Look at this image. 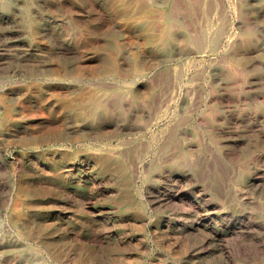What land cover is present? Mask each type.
<instances>
[{"label": "rangeland", "instance_id": "rangeland-1", "mask_svg": "<svg viewBox=\"0 0 264 264\" xmlns=\"http://www.w3.org/2000/svg\"><path fill=\"white\" fill-rule=\"evenodd\" d=\"M45 99L54 110L72 104L65 122L106 116L111 129H124L72 143L26 136L38 143L34 149L12 129L0 131V223L21 208L51 229L43 240L37 222L30 239L24 230L2 229L13 243L0 249V264H264V0H0V104L35 122L46 118ZM139 107L143 123L125 122ZM169 125L174 146L164 148ZM187 149L209 163L212 227L236 224L237 235L207 244L198 231L174 235L183 211L153 202L167 187L170 154ZM65 151L91 162L107 154L98 166L103 187L124 191L133 202L126 214L140 219L114 222L120 209L98 186L87 192L95 198L89 205L78 206L60 182L41 199L33 191L12 199L14 158L34 178L50 172L54 152ZM95 203L104 209L96 230L103 245L85 239L95 227L84 232L78 224L79 208Z\"/></svg>", "mask_w": 264, "mask_h": 264}, {"label": "bare ground", "instance_id": "bare-ground-1", "mask_svg": "<svg viewBox=\"0 0 264 264\" xmlns=\"http://www.w3.org/2000/svg\"><path fill=\"white\" fill-rule=\"evenodd\" d=\"M88 75L93 79L101 78L102 80H119L120 78L117 74H113L112 76H98L94 72H89ZM134 84L137 86L139 82L137 80H134ZM136 86V91L140 92V90H138L140 89V87ZM50 90L53 89L51 87H47L45 92L49 93ZM31 94L32 93H29V91H26L25 96L28 97ZM41 95H44V93H42ZM45 100L46 101L44 109L46 112V118L39 121L36 120L35 122L30 120L22 121L18 119L14 116L13 111L8 109L6 104L2 102L0 104V131L2 129H12V137H20L21 145L28 149H34L37 147L38 143L34 141L30 142L28 140L30 139V136L32 138L52 137L54 140H63L65 142L72 143L77 141L79 138H98L111 136V134L114 133V130L116 132H121V130L124 129L120 126H115L114 130L111 129L108 117L106 116L103 118V121H94L92 124H88L80 118H76L71 122H65L64 111L66 109H70L72 107V104L64 102L61 107H59L57 110H54L50 106L48 99ZM127 116L128 117L125 119V122L130 121L135 124L139 123L140 125V122L143 123L144 121L143 117L145 116V110L142 107L129 109L127 112ZM166 129L170 133L168 134L167 138L163 139V145L164 148H169L171 146H174L172 136V134H174V129H172L171 125L166 126ZM26 136H29L28 139L26 138ZM54 153L57 154H54V156L52 155L53 164L51 165L50 172L37 174V176H35L34 178L27 177L28 175H26L24 163L20 159L12 158V176L15 179L12 184V190L15 196H13L12 199H20L21 201L23 200V196L29 193V191H33L41 199L45 197L46 192L48 194L55 188H58L57 186L60 182L61 187L64 188L68 197L73 200L78 206H82L84 204L93 202V200L95 199L94 196H90V193L87 192L90 191L94 186H98L100 195L105 196L106 198L111 200V202H113L117 206V208L120 209L121 215L118 216V218H115L113 220L114 222L125 226L126 223H129V221L134 222L135 220L140 219L131 217L129 214H126L128 210L133 206V202L126 197L124 191H114L112 189L103 187V184L106 182V180L104 179V177H100L101 172L98 166L105 163L107 154L99 157L98 161L91 162L90 157L86 155L84 156V158L80 159L79 155H75L74 153H71L69 151ZM36 154L39 153L37 152ZM205 156L206 155L204 153H199L198 156L194 155L191 149H187L186 151H184L181 157L177 153H171L165 166L167 175L165 176L164 180L167 187L155 191L153 202L155 204L161 205L169 204L183 211L179 222L174 226V235L179 236L182 235V233L187 234L189 231H198L203 236L202 242L204 244H207L212 240L219 241L223 237V235H227L228 233L229 235H237L239 227L236 226V224L232 227H223V229L212 227L213 222L210 218L211 213L209 214V210L212 209H210L211 205L209 204V201L207 199L208 193L205 181L206 167L207 165H209V163H207ZM59 168L63 171V173ZM27 169L33 176L36 174L35 169H30L28 167ZM21 174L24 175L23 177H25L22 180H20ZM50 178H52L54 182L50 183ZM70 178L76 179V182H72ZM198 178L202 180V183H200V185L196 184V180ZM19 182H23V185ZM21 211V208L20 210L19 208L12 209L10 211L11 213L4 217L5 221L2 220V222L0 223V249L9 247V245L13 243L12 237L6 238L2 233V229H15L16 231L24 230L27 238L30 239L34 235L32 226L37 222L38 226L41 227L42 233L41 235H38L39 240H43V234L47 235L50 232L51 229H49V225L44 219L40 220V222L38 220H32L31 218L28 220V218L26 219V217L28 216L27 213L23 214ZM79 213L80 218L78 220V224L80 225V229H82V231L88 232L93 230L95 227V230L92 234L85 233V239L87 241H90L91 243H99L100 245H103L104 242L101 241L99 233H97V231H100V229H102L103 227L102 223L97 221V219H102L104 213V209L102 208V206L98 203H95L94 208L90 207L89 209H87L80 207ZM12 217H16V219L14 220ZM154 228L157 233L160 231V226L158 225V223L154 226ZM167 228L170 230L172 229L170 227ZM82 231L80 230L79 234H81ZM117 241H119L120 243H126L124 238L120 237L117 238ZM106 243L108 244V242ZM47 253L53 258L58 257V254L55 252L48 251Z\"/></svg>", "mask_w": 264, "mask_h": 264}]
</instances>
